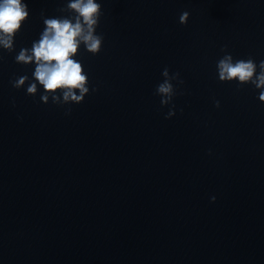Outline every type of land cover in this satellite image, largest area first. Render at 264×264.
Listing matches in <instances>:
<instances>
[{
    "label": "clouds",
    "instance_id": "9594fccd",
    "mask_svg": "<svg viewBox=\"0 0 264 264\" xmlns=\"http://www.w3.org/2000/svg\"><path fill=\"white\" fill-rule=\"evenodd\" d=\"M75 13L74 20L70 18L52 17L44 19V30L40 38L32 43L31 48H22L15 61L18 64L29 65L34 63L35 70L32 74L35 81L43 86L46 93H52L53 101L58 102L63 96V102L80 104L89 93L88 76L82 64L73 57L77 54L78 47L83 44L87 52L96 55L102 49L103 36L96 34L102 15L101 4L97 0H70L66 7L60 9ZM29 18L28 5L23 0H0V48L8 52L14 51V38L20 31L22 24ZM189 18L187 11L179 17L181 24H186ZM226 49H222L225 51ZM257 68L259 71L257 72ZM220 81H238L239 85L252 84L259 92V100L264 101V61L259 65L249 58L247 60H233L230 54L224 55L217 63ZM163 76L168 77L157 86L156 94H162L166 99L161 104H168L176 94L172 79H178L176 73L169 77L167 68ZM28 76H21L12 81L13 87L19 89L28 80ZM183 83V81H179ZM57 89L68 91L57 93ZM72 89H78L77 95ZM37 91L36 83L27 88L28 94ZM95 91V89H93ZM47 100V95L43 97ZM173 105V109H174ZM219 107V102H216ZM71 109L68 110L70 113ZM175 115L170 110L166 119ZM213 201L215 197L212 198Z\"/></svg>",
    "mask_w": 264,
    "mask_h": 264
}]
</instances>
